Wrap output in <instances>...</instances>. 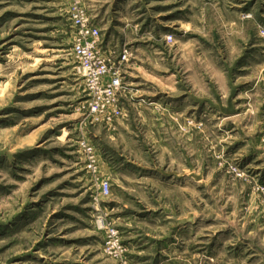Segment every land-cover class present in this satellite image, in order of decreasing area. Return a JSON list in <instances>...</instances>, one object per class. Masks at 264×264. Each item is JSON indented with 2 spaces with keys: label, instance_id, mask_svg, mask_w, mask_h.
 Segmentation results:
<instances>
[{
  "label": "rangeland",
  "instance_id": "obj_1",
  "mask_svg": "<svg viewBox=\"0 0 264 264\" xmlns=\"http://www.w3.org/2000/svg\"><path fill=\"white\" fill-rule=\"evenodd\" d=\"M84 3L121 74L112 124L71 0H0V264H119L103 225L132 264H264V0Z\"/></svg>",
  "mask_w": 264,
  "mask_h": 264
},
{
  "label": "built area",
  "instance_id": "obj_2",
  "mask_svg": "<svg viewBox=\"0 0 264 264\" xmlns=\"http://www.w3.org/2000/svg\"><path fill=\"white\" fill-rule=\"evenodd\" d=\"M71 2L73 6L71 20L75 34L73 53L90 84L89 114L94 121L112 124L123 116V109L118 99L122 87L120 71H115L113 62L102 56V32L87 15L84 0H71ZM125 60H127L126 56L120 63ZM84 151L88 170L96 173L98 159L93 148L87 146ZM100 187L102 195L108 197L111 193V183L104 179ZM101 229L106 234V254L119 264H132L126 255L118 231L106 225Z\"/></svg>",
  "mask_w": 264,
  "mask_h": 264
}]
</instances>
